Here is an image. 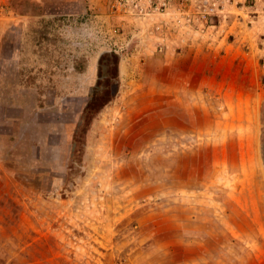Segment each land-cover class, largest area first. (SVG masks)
I'll list each match as a JSON object with an SVG mask.
<instances>
[{
  "label": "rangeland",
  "instance_id": "obj_1",
  "mask_svg": "<svg viewBox=\"0 0 264 264\" xmlns=\"http://www.w3.org/2000/svg\"><path fill=\"white\" fill-rule=\"evenodd\" d=\"M0 264H264V0H0Z\"/></svg>",
  "mask_w": 264,
  "mask_h": 264
},
{
  "label": "trees",
  "instance_id": "obj_2",
  "mask_svg": "<svg viewBox=\"0 0 264 264\" xmlns=\"http://www.w3.org/2000/svg\"><path fill=\"white\" fill-rule=\"evenodd\" d=\"M111 56H113L114 58V63L116 65H118V58L115 54H112ZM116 57V58H115ZM105 61V58H103L101 60V63L103 64V62ZM117 94V91L113 90L112 93H108L106 92V94H99V93H94L90 100L88 101L86 107L84 108V112L82 114V122H83V127H84V131L83 134L87 135L88 133V129L89 127L92 125L94 118L96 117V115L101 111V109L108 103L110 102ZM83 134H79V136L76 134L74 139L76 141V147L74 150V157L76 158H80L81 153H82V144H83ZM78 142V144H77Z\"/></svg>",
  "mask_w": 264,
  "mask_h": 264
}]
</instances>
